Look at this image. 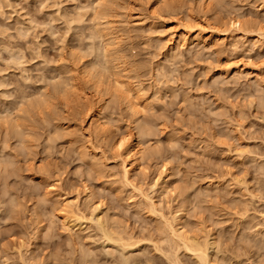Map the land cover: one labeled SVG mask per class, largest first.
I'll return each mask as SVG.
<instances>
[{
	"label": "rangeland",
	"instance_id": "374dc122",
	"mask_svg": "<svg viewBox=\"0 0 264 264\" xmlns=\"http://www.w3.org/2000/svg\"><path fill=\"white\" fill-rule=\"evenodd\" d=\"M175 232L264 264V0H0V264H201Z\"/></svg>",
	"mask_w": 264,
	"mask_h": 264
},
{
	"label": "bare ground",
	"instance_id": "6f19581e",
	"mask_svg": "<svg viewBox=\"0 0 264 264\" xmlns=\"http://www.w3.org/2000/svg\"><path fill=\"white\" fill-rule=\"evenodd\" d=\"M105 8V7H104ZM100 15L102 16V13H101V11H100ZM98 20V19H97ZM96 20V21H97ZM99 22V21H98ZM239 23V27H240V25H241V22H238ZM235 25V24H234ZM233 25V26H234ZM238 25V24H237ZM238 27V28H239ZM237 28V27H236ZM241 28H243L242 27V25H241ZM226 31V30H225ZM182 33L179 35L180 36V38H179V40H180V43L181 44H185V43H187L188 44V42H190V39H192L191 40V42H193V39H203V40H205L204 39V36H202V35H200V33L201 32H199V33H190L191 32V30L189 31L188 30V28H187V30L185 29V30H183V31H181ZM221 32V31H220ZM222 32H224V31H222ZM226 33V32H225ZM229 33V32H228ZM195 34V35H194ZM97 63V62H96ZM107 65H108V63H107ZM93 66V65H92ZM95 66V65H94ZM104 66V65H103ZM105 67H106V65H105ZM104 70H106L105 68H104ZM99 71V70H98ZM90 72H91V69H90ZM97 72V70L96 71H93L90 75H91V77L90 78H92L93 80L95 79H97V80H100V77L102 76V73L100 74V73H96ZM88 74V73H87ZM89 75V74H88ZM99 75H101L100 77H99ZM99 78V79H98ZM102 79V78H101ZM91 80V79H90ZM115 80L117 81V83H121L119 80H117V78H115ZM98 82H100V81H98ZM98 82L96 81L95 82V85L96 84H98ZM122 82H124V80L122 81ZM93 83H94V81H93ZM116 83V84H117ZM118 84V86H123V85H119ZM94 85V84H93ZM94 85V86H95ZM93 86V87H94ZM99 86L97 85V87L95 86L94 88L95 89H99L98 88ZM122 88H124V87H122ZM131 89V88H130ZM129 89V90H130ZM100 91V90H99ZM101 92V91H100ZM127 92V91H126ZM132 104V103H131ZM134 104H132L131 106H133ZM135 106V105H134ZM136 108V107H135ZM137 111V110H136ZM139 118V117H138ZM103 124V123H102ZM130 134V133H129ZM137 141V140H136ZM135 141V139H134V135H133V133H132V135H129L127 138H124L123 139V141H121L120 142V144H121V147H123V146H126V157H125V159H124V168H125V171H126V174H128L130 171H131V167L142 157V151H143V148H142V145H141V143L140 142H136ZM119 143V142H118ZM127 144V145H126ZM144 144V143H143ZM124 154H125V152H124ZM65 205L67 206V204L65 203ZM180 224H181V227H184L183 225H182V222H179ZM175 231H177V230H175ZM175 234L178 236V238H179V240L182 242L180 245L178 244V246H180V247H183V248H185V249H187V250H189V251H191V252H193V253H195L199 258H200V261H201V264H210V260L208 259V257H207V255L205 254V251H206V247L205 246H203L202 244H200L199 242H197V241H194V240H192V239H190V237L188 236V234H186L185 232H182V233H178V232H175ZM107 238H109V239H111L108 235H107Z\"/></svg>",
	"mask_w": 264,
	"mask_h": 264
}]
</instances>
